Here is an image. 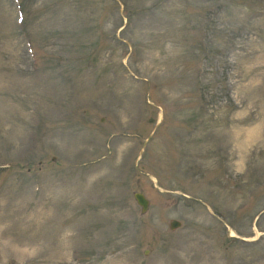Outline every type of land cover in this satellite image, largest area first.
Instances as JSON below:
<instances>
[{
  "label": "rangeland",
  "instance_id": "374dc122",
  "mask_svg": "<svg viewBox=\"0 0 264 264\" xmlns=\"http://www.w3.org/2000/svg\"><path fill=\"white\" fill-rule=\"evenodd\" d=\"M0 264H264V0H0Z\"/></svg>",
  "mask_w": 264,
  "mask_h": 264
},
{
  "label": "water",
  "instance_id": "95a60500",
  "mask_svg": "<svg viewBox=\"0 0 264 264\" xmlns=\"http://www.w3.org/2000/svg\"><path fill=\"white\" fill-rule=\"evenodd\" d=\"M137 204L141 207V213H144L149 206V201L145 198V196L140 192H135L133 194ZM180 225L179 221L171 220L170 221V228L174 229Z\"/></svg>",
  "mask_w": 264,
  "mask_h": 264
}]
</instances>
